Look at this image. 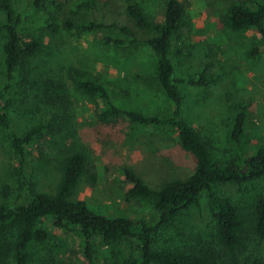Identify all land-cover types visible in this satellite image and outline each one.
I'll return each mask as SVG.
<instances>
[{"label": "rangeland", "instance_id": "1", "mask_svg": "<svg viewBox=\"0 0 264 264\" xmlns=\"http://www.w3.org/2000/svg\"><path fill=\"white\" fill-rule=\"evenodd\" d=\"M34 1L10 0L22 37L37 38L43 43L42 50L28 65V80L20 76L10 78L5 71L6 38L2 25L6 16L0 6V98L4 99L11 126L18 133L46 123L54 115L62 116V127L47 130L30 147L26 181L19 171L8 133L0 124V204L14 205L24 198L30 200L38 192H55L65 151L79 148L88 157V174L73 197L75 202L88 203L104 215L119 213L156 223L154 198H127L130 186L121 170L132 169L154 189L188 173L194 161L181 150L176 130L137 124L124 116L102 121V100L83 93L68 77L71 67L97 73L116 106L145 114L170 115L174 103L164 90L153 88L138 76L153 74L157 69L159 57L144 42L154 32L138 27L125 12L128 3L137 2L149 16L160 18L167 0H103L81 16L118 26L95 33L64 28L76 0H44L41 7L34 6ZM181 1L187 25L170 50L173 77L188 79L205 71L214 74L203 86L177 83L184 97L183 115L201 130L217 158L247 155L264 148V44L259 54L251 55L252 49L261 43L258 32L232 31L226 25L228 9L237 0ZM121 25L129 27L140 41L130 43L132 36ZM104 35L127 43L106 46L102 41ZM240 102L248 103L250 112L245 135L236 144L229 134L233 106ZM212 193L219 199L231 198L241 207L249 241L242 264H264V241L252 234L250 211L258 194L264 193V179L242 188L218 185ZM210 206L211 192L205 190L198 203L156 233L155 247L218 250ZM39 226L49 236L44 242L29 244L28 264H124L133 250L132 239L97 242L88 258L83 239L73 231L54 225L49 219H42ZM0 264H13V259L0 260Z\"/></svg>", "mask_w": 264, "mask_h": 264}, {"label": "trees", "instance_id": "2", "mask_svg": "<svg viewBox=\"0 0 264 264\" xmlns=\"http://www.w3.org/2000/svg\"><path fill=\"white\" fill-rule=\"evenodd\" d=\"M34 2V6L41 7L44 0ZM102 2L103 0H76L71 10V18L66 20L64 28H78L86 33H95L110 26H118L116 23L107 24L81 16L83 11ZM0 6L6 16L2 25L6 38L3 45L5 71L10 78L20 76L28 80V65L42 50L43 43L37 38L22 37L10 0H2ZM125 12L138 27L154 32L144 42L151 46L159 57L157 69L153 74L138 76L149 82L153 88L164 90L174 103L172 113L168 116L145 114L116 106L105 81L97 73L71 67L68 78L83 93L102 100L104 110L99 112L102 121L124 116L141 125L174 128L181 150L194 161L193 168L188 173L163 183L159 189L148 185L132 169L122 168L121 172L130 186L126 191L127 198L141 196L155 200L158 221H139L125 214L104 215L94 211L88 203L73 200L81 182L88 174V157L79 148H69L61 161L60 178L55 192H38L30 200L24 198L14 205L0 204V260L12 258L13 264H28V246L33 241L44 242L48 239V231L39 226V223L42 219H49L54 225L79 235L83 239L84 254L88 258L92 257L97 242L112 243L132 239L133 250L124 264H242L249 241L246 238L241 207L231 198H217L212 191L218 185L233 184L242 188L255 180L264 179V148L247 155L239 153L228 158H217L201 130L192 126L183 115L184 97L177 83L203 86L210 82L214 74L205 71L188 79L175 80L173 77L174 65L170 50L174 40L187 25L185 6L181 0H167L160 18L149 16L137 2L128 3ZM225 23L232 31L256 30L261 43L252 49L251 55L262 51L264 0L235 1L228 9ZM121 29L132 36L130 43L140 41L129 27L121 25ZM102 41L106 46L127 43V40L111 35H104ZM232 112V128L229 135L232 141L239 144L245 135L249 104L240 102L233 106ZM62 121V116L54 115L48 122L31 126L18 133L11 126L4 99L0 98V124L8 133L19 171L26 181L30 172V147L42 138L47 130L60 129ZM205 190L211 192L210 208L216 224L218 250L202 248L181 251L156 248V233L175 216L198 203ZM250 211L252 234L259 241H264V193L258 194ZM111 255L114 253L111 252Z\"/></svg>", "mask_w": 264, "mask_h": 264}]
</instances>
